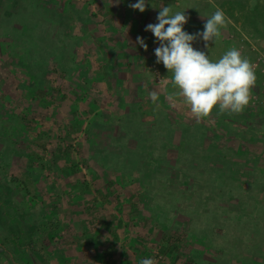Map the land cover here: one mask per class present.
I'll return each mask as SVG.
<instances>
[{
    "label": "rangeland",
    "instance_id": "rangeland-1",
    "mask_svg": "<svg viewBox=\"0 0 264 264\" xmlns=\"http://www.w3.org/2000/svg\"><path fill=\"white\" fill-rule=\"evenodd\" d=\"M262 59L264 0H0V264H264Z\"/></svg>",
    "mask_w": 264,
    "mask_h": 264
},
{
    "label": "crops",
    "instance_id": "crops-1",
    "mask_svg": "<svg viewBox=\"0 0 264 264\" xmlns=\"http://www.w3.org/2000/svg\"><path fill=\"white\" fill-rule=\"evenodd\" d=\"M226 95H224L225 97ZM226 97L225 99H227ZM224 102H218L215 105L220 109L223 108ZM245 105V102H232L231 109L233 112L239 109L242 105ZM219 111V110H218ZM250 118V117H249ZM247 119V123L245 128L247 129L246 135L240 133L239 130L233 128L231 129L230 140L235 141L237 144L242 146V153L240 151L238 155L239 158H245V161L238 162V164H242L241 167H246L247 180L245 181L244 187L240 188L241 192L239 195H245L239 198L241 203L250 204L252 202L259 203L260 205H264V123L259 125L256 118L251 121V119ZM235 122V120L233 121ZM235 130V131H234ZM235 133H234V132ZM225 151L221 148V154ZM209 156L212 153L209 152ZM239 187V186H238ZM238 199V197H236ZM262 221V219H259ZM264 229V225L262 227Z\"/></svg>",
    "mask_w": 264,
    "mask_h": 264
},
{
    "label": "trees",
    "instance_id": "trees-1",
    "mask_svg": "<svg viewBox=\"0 0 264 264\" xmlns=\"http://www.w3.org/2000/svg\"><path fill=\"white\" fill-rule=\"evenodd\" d=\"M39 254H40V253H39V251H37V250H34V255H35V256H37V255L39 256ZM28 262H29L30 264H35V262H34V260H33V259H31V260H28Z\"/></svg>",
    "mask_w": 264,
    "mask_h": 264
},
{
    "label": "built area",
    "instance_id": "built-area-1",
    "mask_svg": "<svg viewBox=\"0 0 264 264\" xmlns=\"http://www.w3.org/2000/svg\"><path fill=\"white\" fill-rule=\"evenodd\" d=\"M262 61L264 62V59H262Z\"/></svg>",
    "mask_w": 264,
    "mask_h": 264
}]
</instances>
